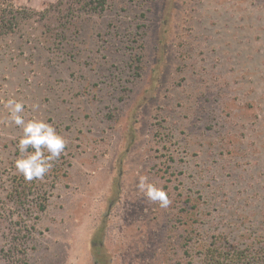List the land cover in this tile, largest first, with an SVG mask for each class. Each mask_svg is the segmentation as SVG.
<instances>
[{
  "label": "rangeland",
  "instance_id": "obj_1",
  "mask_svg": "<svg viewBox=\"0 0 264 264\" xmlns=\"http://www.w3.org/2000/svg\"><path fill=\"white\" fill-rule=\"evenodd\" d=\"M14 3L22 21L0 38V264H93L95 245L110 264H200L201 230L238 236L253 211L258 225L264 0ZM13 96L69 141L41 180L15 169Z\"/></svg>",
  "mask_w": 264,
  "mask_h": 264
},
{
  "label": "trees",
  "instance_id": "obj_2",
  "mask_svg": "<svg viewBox=\"0 0 264 264\" xmlns=\"http://www.w3.org/2000/svg\"><path fill=\"white\" fill-rule=\"evenodd\" d=\"M109 0H64L68 5L78 4L77 8H83L95 12H102L106 9ZM21 12L16 8L14 0H0V38L3 34L15 30L21 23ZM141 56L134 57L133 64L136 63V72L140 71ZM247 215L241 220V224H254V216L258 212ZM260 213L262 218L257 222L256 227H247L238 236H232L234 230L214 233L206 236L202 232L200 264H264V211ZM257 220V219H256ZM258 221V220H257ZM243 224V225H244ZM97 230L104 231L101 227ZM204 234V235H203ZM205 236V237H204ZM103 243V239L101 240ZM104 244V243H103ZM102 244V245H103ZM190 247L186 254H190ZM93 264H110L108 255H105L100 245H95L93 249Z\"/></svg>",
  "mask_w": 264,
  "mask_h": 264
},
{
  "label": "clouds",
  "instance_id": "obj_3",
  "mask_svg": "<svg viewBox=\"0 0 264 264\" xmlns=\"http://www.w3.org/2000/svg\"><path fill=\"white\" fill-rule=\"evenodd\" d=\"M8 111L6 123L18 126L22 135L18 140L19 157L15 160L16 171L25 181L41 180L54 167V162L64 153L69 141L53 124L41 117L25 119L26 102L14 96L4 102ZM37 110L39 105H32ZM32 151H29V149ZM138 190L152 202H158L161 208H168L172 203L169 192L162 185L151 182L141 175Z\"/></svg>",
  "mask_w": 264,
  "mask_h": 264
}]
</instances>
